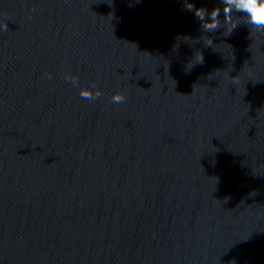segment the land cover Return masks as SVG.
Listing matches in <instances>:
<instances>
[{"label":"water","instance_id":"water-1","mask_svg":"<svg viewBox=\"0 0 264 264\" xmlns=\"http://www.w3.org/2000/svg\"><path fill=\"white\" fill-rule=\"evenodd\" d=\"M187 2L0 0V264H264V32Z\"/></svg>","mask_w":264,"mask_h":264},{"label":"clouds","instance_id":"clouds-1","mask_svg":"<svg viewBox=\"0 0 264 264\" xmlns=\"http://www.w3.org/2000/svg\"><path fill=\"white\" fill-rule=\"evenodd\" d=\"M139 2L141 0H136V3ZM185 8L202 22V27L205 31L215 30L219 26V18L222 15L225 18V22L229 25V33L236 27V23L233 22V16L243 18L247 25L257 31L264 32V0H219V3L214 4L211 8L187 2L185 3ZM194 63H202V57L199 61L191 63L189 67ZM71 80L75 84L76 78L71 77ZM79 95L84 99H95L101 93L99 90L91 88H80ZM123 100L124 97L119 93H115L112 96L113 103H121Z\"/></svg>","mask_w":264,"mask_h":264}]
</instances>
